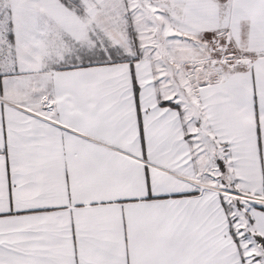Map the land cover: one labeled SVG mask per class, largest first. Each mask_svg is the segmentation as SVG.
I'll return each mask as SVG.
<instances>
[{
    "label": "snow or ice",
    "instance_id": "1",
    "mask_svg": "<svg viewBox=\"0 0 264 264\" xmlns=\"http://www.w3.org/2000/svg\"><path fill=\"white\" fill-rule=\"evenodd\" d=\"M0 264H264V0H0Z\"/></svg>",
    "mask_w": 264,
    "mask_h": 264
}]
</instances>
